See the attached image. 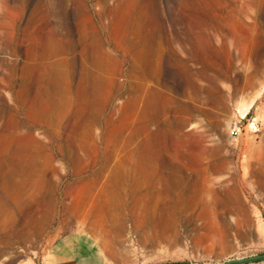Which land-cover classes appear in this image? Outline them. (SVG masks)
Here are the masks:
<instances>
[{
	"label": "rangeland",
	"instance_id": "obj_1",
	"mask_svg": "<svg viewBox=\"0 0 264 264\" xmlns=\"http://www.w3.org/2000/svg\"><path fill=\"white\" fill-rule=\"evenodd\" d=\"M74 229L126 264L264 253V0H0V264Z\"/></svg>",
	"mask_w": 264,
	"mask_h": 264
},
{
	"label": "crops",
	"instance_id": "obj_2",
	"mask_svg": "<svg viewBox=\"0 0 264 264\" xmlns=\"http://www.w3.org/2000/svg\"><path fill=\"white\" fill-rule=\"evenodd\" d=\"M109 248L93 233L74 229L53 241L46 264H126L121 249Z\"/></svg>",
	"mask_w": 264,
	"mask_h": 264
},
{
	"label": "water",
	"instance_id": "obj_3",
	"mask_svg": "<svg viewBox=\"0 0 264 264\" xmlns=\"http://www.w3.org/2000/svg\"><path fill=\"white\" fill-rule=\"evenodd\" d=\"M261 258H264V253L249 256V257H244L241 259L229 260V261L224 262V264H238V263H244V262H248V261L255 260V259H261Z\"/></svg>",
	"mask_w": 264,
	"mask_h": 264
},
{
	"label": "built area",
	"instance_id": "obj_4",
	"mask_svg": "<svg viewBox=\"0 0 264 264\" xmlns=\"http://www.w3.org/2000/svg\"><path fill=\"white\" fill-rule=\"evenodd\" d=\"M239 132H240V128H239L238 122H234L231 133L236 136L239 134Z\"/></svg>",
	"mask_w": 264,
	"mask_h": 264
},
{
	"label": "bare ground",
	"instance_id": "obj_5",
	"mask_svg": "<svg viewBox=\"0 0 264 264\" xmlns=\"http://www.w3.org/2000/svg\"><path fill=\"white\" fill-rule=\"evenodd\" d=\"M226 37V36H225ZM231 44H232V41L231 40H229L228 42H227V45L229 46V48H231L232 46H231ZM242 114H244V113H242Z\"/></svg>",
	"mask_w": 264,
	"mask_h": 264
},
{
	"label": "trees",
	"instance_id": "obj_6",
	"mask_svg": "<svg viewBox=\"0 0 264 264\" xmlns=\"http://www.w3.org/2000/svg\"><path fill=\"white\" fill-rule=\"evenodd\" d=\"M168 264H183L181 262H174V263H168Z\"/></svg>",
	"mask_w": 264,
	"mask_h": 264
}]
</instances>
